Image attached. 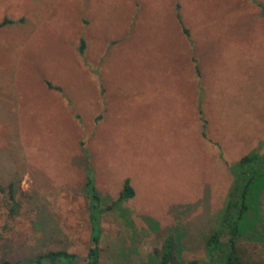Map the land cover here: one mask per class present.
Instances as JSON below:
<instances>
[{
    "label": "rangeland",
    "instance_id": "374dc122",
    "mask_svg": "<svg viewBox=\"0 0 264 264\" xmlns=\"http://www.w3.org/2000/svg\"><path fill=\"white\" fill-rule=\"evenodd\" d=\"M4 18L11 21L0 26V180L16 182L22 207L9 215L0 191V259L54 247L88 252L89 162L106 202L126 177L136 189L124 210L103 215L108 264H144L177 229L182 258L204 257L230 165L255 147L264 151L259 5L0 0ZM256 194L259 219L240 241L264 264V189Z\"/></svg>",
    "mask_w": 264,
    "mask_h": 264
},
{
    "label": "trees",
    "instance_id": "16d2710c",
    "mask_svg": "<svg viewBox=\"0 0 264 264\" xmlns=\"http://www.w3.org/2000/svg\"><path fill=\"white\" fill-rule=\"evenodd\" d=\"M254 1L259 5L261 14L264 16V2L261 0ZM176 16L180 19L179 11H177ZM7 21H11V19L4 18L0 21V26ZM184 30L187 34L189 33L188 28L185 27ZM80 49L81 52L85 49L84 38H82ZM142 66L145 72L144 63L140 68ZM197 70L199 71L198 65ZM131 78L140 81L142 76H138L139 79L133 76ZM47 84L49 87L59 88L50 81H47ZM201 99L202 97L199 99L198 109L202 119L203 133L206 134L205 129L208 120L204 115ZM230 171L233 179L221 216L215 222L213 229L205 236V256L202 258L194 257L185 261L181 256L184 247L183 233L177 229V231H169L165 234L161 245L154 248L144 264H262L260 261L249 258L246 246L240 241L244 231L255 227V222L259 219L256 192L258 189H264V177L261 179L264 175V151L261 146L241 155L230 165ZM85 189L89 202L88 222L90 226V245L86 254L82 255L64 247H54L36 254H28V256L6 257L0 259V264H108L105 261V248L102 246L103 215L105 212L116 208L124 210L123 201L134 196L136 189L131 179L126 177L119 195L111 202H106L105 196L96 185L91 162L87 166ZM0 191L5 194L8 200L9 215L16 216L22 207V202L17 198L16 182L11 180L4 184L0 180ZM144 217L151 224L152 229L157 230L156 219L150 215H144ZM141 262L138 260V263Z\"/></svg>",
    "mask_w": 264,
    "mask_h": 264
}]
</instances>
